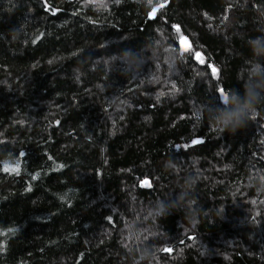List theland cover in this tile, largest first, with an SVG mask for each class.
I'll return each mask as SVG.
<instances>
[{"label": "trees", "instance_id": "1", "mask_svg": "<svg viewBox=\"0 0 264 264\" xmlns=\"http://www.w3.org/2000/svg\"><path fill=\"white\" fill-rule=\"evenodd\" d=\"M257 37L264 0H0V264H264Z\"/></svg>", "mask_w": 264, "mask_h": 264}, {"label": "clouds", "instance_id": "2", "mask_svg": "<svg viewBox=\"0 0 264 264\" xmlns=\"http://www.w3.org/2000/svg\"><path fill=\"white\" fill-rule=\"evenodd\" d=\"M261 43H264V37H257L252 40V44L259 46ZM264 51V49H261ZM256 71L259 73L260 66H256ZM245 115V109H239L231 113H222L219 117V123L222 126L221 130L228 128L229 125H232L233 128L239 123L241 118Z\"/></svg>", "mask_w": 264, "mask_h": 264}, {"label": "water", "instance_id": "3", "mask_svg": "<svg viewBox=\"0 0 264 264\" xmlns=\"http://www.w3.org/2000/svg\"><path fill=\"white\" fill-rule=\"evenodd\" d=\"M163 7H165V4H161V5L157 6V7H155V8L151 11V13H150V15H149V18L152 19V18L154 17L155 13L157 12V10H159L160 8H163ZM186 43H187V41H186L185 37L179 40V45H180V46H183V45L186 44Z\"/></svg>", "mask_w": 264, "mask_h": 264}, {"label": "rangeland", "instance_id": "4", "mask_svg": "<svg viewBox=\"0 0 264 264\" xmlns=\"http://www.w3.org/2000/svg\"><path fill=\"white\" fill-rule=\"evenodd\" d=\"M183 50H188L187 46H186V47L184 46V47H183Z\"/></svg>", "mask_w": 264, "mask_h": 264}, {"label": "snow or ice", "instance_id": "5", "mask_svg": "<svg viewBox=\"0 0 264 264\" xmlns=\"http://www.w3.org/2000/svg\"><path fill=\"white\" fill-rule=\"evenodd\" d=\"M215 71V70H214ZM222 94V93H221ZM6 170H7V167H6ZM13 170H15V169H13ZM146 183V182H145Z\"/></svg>", "mask_w": 264, "mask_h": 264}]
</instances>
